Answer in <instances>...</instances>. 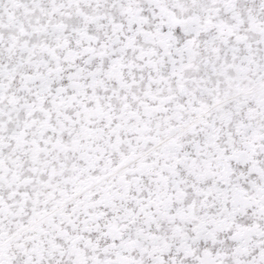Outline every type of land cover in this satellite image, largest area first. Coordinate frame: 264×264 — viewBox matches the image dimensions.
Listing matches in <instances>:
<instances>
[{
	"label": "snow or ice",
	"instance_id": "1",
	"mask_svg": "<svg viewBox=\"0 0 264 264\" xmlns=\"http://www.w3.org/2000/svg\"><path fill=\"white\" fill-rule=\"evenodd\" d=\"M0 264H264V0H0Z\"/></svg>",
	"mask_w": 264,
	"mask_h": 264
}]
</instances>
